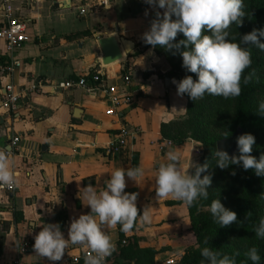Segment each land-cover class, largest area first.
Segmentation results:
<instances>
[{
  "label": "crops",
  "instance_id": "obj_1",
  "mask_svg": "<svg viewBox=\"0 0 264 264\" xmlns=\"http://www.w3.org/2000/svg\"><path fill=\"white\" fill-rule=\"evenodd\" d=\"M8 1L27 23V40L18 52L20 67L12 75L0 76V148H10L20 181L11 192L0 189V264H12L21 238L32 241L23 255L28 264H72L75 255H80L76 264H84L79 245L69 244L56 262L36 255L34 237L41 227L33 221L58 223L67 238L71 220L90 212V206L83 205L77 196L80 188L92 184L97 191L103 190L112 171L137 166L143 167L144 175L138 184L126 176L125 191L138 193L141 214L146 205L152 207L153 220L127 234L122 232V237L118 225L108 230L117 247L106 264H136L118 257L121 240L125 245L152 249L154 264L182 256L193 235L187 205L171 198L158 201L155 177L169 149H160L162 125L185 116L186 98L177 95L173 78L169 77L166 85L168 67L161 64L155 68L147 52H137L157 9L141 0H109L107 7L80 15L81 0ZM2 5L0 0V24L4 20ZM109 34L132 39L134 48L120 61L104 65L98 38ZM93 70L104 72L110 83L130 75V82L120 88L129 92L132 102L118 108L120 116L106 114L102 94L92 97L80 89L53 94L46 86L40 93L24 94L16 111L1 106L7 82L19 86L37 78L57 82ZM122 126L130 131L139 129V133L109 157L107 143ZM15 136L18 141L13 143ZM174 147L182 153L185 169L191 158L197 163L201 152L198 141L186 139Z\"/></svg>",
  "mask_w": 264,
  "mask_h": 264
},
{
  "label": "clouds",
  "instance_id": "obj_2",
  "mask_svg": "<svg viewBox=\"0 0 264 264\" xmlns=\"http://www.w3.org/2000/svg\"><path fill=\"white\" fill-rule=\"evenodd\" d=\"M156 8L155 18L150 28L142 34L145 44L153 48L159 46L166 51L172 49L182 51L183 66L198 76L194 80L191 75L172 83L177 85V95L185 94L193 100L202 99L205 94L222 96L225 99L236 98L241 94V81L251 80V75L243 77V73L252 64L251 51L248 46H255L264 51V29H253L244 34L240 42H236L229 29L235 24L242 26L244 0H145ZM159 9H164L161 13ZM147 14V13H146ZM175 16V19H173ZM178 33L185 39L176 41ZM210 33V34H206ZM264 116V100L258 104L255 111ZM227 136V135H226ZM255 137L244 133L237 137L239 155L230 156L228 151L215 148L211 156L215 165L227 169L231 165H241L244 170L254 169L256 175L264 176V154L257 159L251 153ZM202 146V145H201ZM183 155L176 147H169L166 162L160 163L155 177L156 199L171 198L192 206L198 200L208 199L212 184L211 167L208 159L203 164L195 163L192 158L185 169ZM195 169L190 173L189 169ZM15 162L11 159L10 148H0V184L9 189L19 187L20 181L15 173ZM235 175V171L232 173ZM144 175L142 166L132 168H117L106 181V188L97 191L89 184L80 188L78 198L85 206H90V212L73 218L68 230V237L58 223L43 225L33 221L34 226L41 227L35 235L33 249L39 257L50 261H60L65 250L71 244L79 245L84 250V264H106L107 257L116 251V244L108 234V230L120 225V231L127 234L134 227H143L152 223V207L146 205L142 214L137 207L138 193L126 192V176L138 184ZM215 223L226 227L237 222V213L226 208L220 199H213L208 209ZM251 212L248 213V216ZM253 231L257 239H264V217L254 225ZM208 243L207 240L204 241ZM201 264H237L239 252L232 254L213 250L209 247L200 249ZM244 261L240 264H260L261 256L258 249L252 246L244 252Z\"/></svg>",
  "mask_w": 264,
  "mask_h": 264
},
{
  "label": "trees",
  "instance_id": "obj_3",
  "mask_svg": "<svg viewBox=\"0 0 264 264\" xmlns=\"http://www.w3.org/2000/svg\"><path fill=\"white\" fill-rule=\"evenodd\" d=\"M244 11L246 15L243 17L242 26L233 24L229 32L236 37V42H240L244 34L251 32L253 29H264V0H244ZM175 19V16H173ZM210 34V33H206ZM185 39L182 33H178L176 41ZM261 42H264V37H261ZM251 51L252 64L245 70L243 77L251 75V80L244 83L241 81L242 91L236 98L225 99L222 96H214L205 94L202 99L193 101L188 94L186 98V114L188 116L184 121H172L162 125V135L164 138L171 139L174 144H181L186 139H194L202 144L201 156L198 159V164H203L208 159L209 165L207 173H202V176L211 173L213 183L216 184L223 179V172L230 174L224 188L217 190L216 199H220L221 203L228 209L237 213V222L226 227H220L215 223L210 208L201 207L198 203L188 206V213L191 223V231L195 234L198 240L200 234L205 231L209 239L222 238L236 234L243 242L245 248L239 251L235 248L223 245L216 241L207 244L200 241L197 246L187 248L183 254L180 264H201L203 259L200 249L209 247L213 250H220L223 253L232 254L239 252L237 264L244 261V252L248 248L255 246L261 256L260 264H264V239H257L253 231L254 225L259 222L261 217H264V176H258L254 169L244 170L242 164L231 165L227 169H220L215 165V160L211 156V151H215L216 141L223 137H228L239 126L244 133H251L255 137L252 155L257 159L261 154H264V116L258 115L255 111L261 100H264V51L255 46H248ZM172 49L168 51L173 57L181 56L182 51ZM183 61V58H182ZM171 77V74H167ZM183 78H177L182 80ZM194 80L198 79L193 77ZM188 124L191 127L189 134H183L182 127ZM230 125V133L219 137H212L213 127ZM239 155V152L236 154ZM195 169H192L194 173ZM235 171V175H233ZM251 215L248 216V213ZM119 233L123 236L122 231ZM135 228V227H134ZM121 243V242H119ZM118 257L134 260L136 264H154L153 250L149 248H139L136 244L120 245L118 247ZM117 264V262H114ZM247 264H252L247 261Z\"/></svg>",
  "mask_w": 264,
  "mask_h": 264
},
{
  "label": "built area",
  "instance_id": "obj_4",
  "mask_svg": "<svg viewBox=\"0 0 264 264\" xmlns=\"http://www.w3.org/2000/svg\"><path fill=\"white\" fill-rule=\"evenodd\" d=\"M79 6V14L85 15L90 9H96L100 6L107 7L109 0H81ZM85 6L88 8L86 9ZM4 20L0 24V41L3 43V49H0V76L12 75L21 65V60L18 57V52L22 49L24 42L27 40L26 21L16 14V11L8 0H3L2 5ZM130 75L126 74L121 77L119 83H110L106 74L100 70H93L78 78H68L57 82H48L45 78H37L35 82L28 85H15L13 82L4 84L3 98L1 106L8 111H16L19 107L22 97L27 93H40L44 86L49 88V92L57 93L60 91H72L80 89L85 91L92 97H97L102 94L106 101V114L111 116H120L118 108L128 105L132 102L129 92L124 91L120 86H124L130 82ZM139 133V129L130 131L128 127L122 126L116 134L112 135L107 143L106 153L109 157L118 154L128 143L129 138L135 139ZM18 137L12 138V142L16 143ZM160 149L174 146L171 139L163 138L159 143ZM15 188V187H14ZM14 188L9 189L3 184H0V189L11 192ZM29 239H19L17 242V253L12 260V264H28L23 259V255L29 250ZM126 241L121 240L120 245H125ZM84 259V250L81 252ZM80 255L71 257V263L79 262ZM164 264H175V259H167Z\"/></svg>",
  "mask_w": 264,
  "mask_h": 264
},
{
  "label": "rangeland",
  "instance_id": "obj_5",
  "mask_svg": "<svg viewBox=\"0 0 264 264\" xmlns=\"http://www.w3.org/2000/svg\"><path fill=\"white\" fill-rule=\"evenodd\" d=\"M142 4L144 3L146 6L149 5L145 2V0H141ZM152 9H156L153 8L151 5H149ZM162 11H164V9H161ZM139 54H143L145 52H147L148 55V59L152 60V62H154V66L155 68L159 67L161 64L165 65V67H168L169 70L167 72V74H171L172 78H175L177 80V78H185L188 75H191L192 77H197V74L195 73H191L189 72L184 66H183V61H182V57L181 56H175L173 57L172 55H170L168 53V51H166L164 48L162 47H155L153 48L151 45L145 44L144 42H141V47L140 49L137 51ZM141 57V56H140ZM178 81V80H177ZM188 116H183L180 117L178 119H176L177 121H184L187 119ZM213 133L211 134L212 137H219L221 135H227L230 133V125H223L220 127H213L211 128ZM191 132V127L188 124H185L182 127V132L183 134H189ZM191 139V138H189ZM197 141V140H196ZM199 142V141H198ZM200 145H202L199 142ZM201 150H202V146H201ZM198 158H200L201 156V152L197 154ZM190 173H192V169H190ZM230 174L228 172H223V179L220 180V182L214 184L213 183V177H212V184L209 191V196L207 200H204L203 198H201L200 200H198V203L201 207L204 208H209L211 201L213 199H216L217 197V190H219L220 188H224L226 183L228 181H230ZM204 230L201 234H200V239L198 240V238L195 236V234L193 233L192 235V244L188 247H193V246H197L200 241L204 243L205 240H207L208 242H212V240H216L219 243L229 246L231 248H235L239 251H242L245 248V242H243L236 234L233 235H229V236H224L222 238H214V239H209L207 234H205ZM183 256V255H182ZM182 256H180L179 258H175V264H180V260L182 258Z\"/></svg>",
  "mask_w": 264,
  "mask_h": 264
},
{
  "label": "water",
  "instance_id": "obj_6",
  "mask_svg": "<svg viewBox=\"0 0 264 264\" xmlns=\"http://www.w3.org/2000/svg\"><path fill=\"white\" fill-rule=\"evenodd\" d=\"M98 44L102 51L101 63L104 65L120 61L124 55L134 48V41L132 39L114 34L98 38ZM169 81L170 78L166 77V85L169 84ZM241 134H243L242 128L238 126L228 137L218 139L216 147L227 150L230 156L236 155L239 152L237 137Z\"/></svg>",
  "mask_w": 264,
  "mask_h": 264
}]
</instances>
